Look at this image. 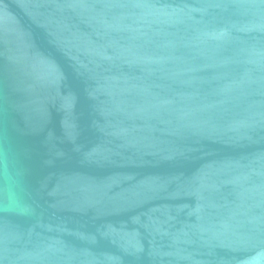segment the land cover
Returning <instances> with one entry per match:
<instances>
[{"label": "water", "instance_id": "95a60500", "mask_svg": "<svg viewBox=\"0 0 264 264\" xmlns=\"http://www.w3.org/2000/svg\"><path fill=\"white\" fill-rule=\"evenodd\" d=\"M0 264H264V0H0Z\"/></svg>", "mask_w": 264, "mask_h": 264}]
</instances>
